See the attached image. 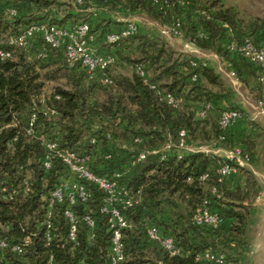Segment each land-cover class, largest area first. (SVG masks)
Here are the masks:
<instances>
[{"label":"trees","instance_id":"trees-1","mask_svg":"<svg viewBox=\"0 0 264 264\" xmlns=\"http://www.w3.org/2000/svg\"><path fill=\"white\" fill-rule=\"evenodd\" d=\"M166 1L161 5L154 0H0V47L12 51V57H0V188L5 187L0 190V236L13 241L31 236L22 256L0 249V264H48L50 255L54 264H108L106 251L111 233L108 216L100 211L104 193L87 182L90 198L87 203L78 204L76 212L95 218V238L88 242L87 227L81 220L76 245L67 240L63 205L56 203L51 215L54 239L48 245L44 243L45 227L41 222L47 196L66 172L58 159L53 160L48 171L43 169V148L37 137L40 134L90 155V167L97 175L111 179L119 173L117 182L140 198L138 207L122 210L131 224L122 229L123 264H209L196 257L207 248L225 254L233 264H241L251 183L248 181L245 188L227 185V177L218 172L224 160L212 154L194 152L178 157L171 150L162 158L163 146L168 140L176 142L180 129H185L187 140L194 143L231 141V135L237 134L233 130L240 119L227 129L218 124L221 111L231 108L219 105L226 87L206 61L183 53L173 57L175 52L165 41L138 25L134 34L108 44L116 46L114 52L122 59L129 58V52L139 53V58L131 62L130 75H110L108 70L112 80L108 84L99 78L88 79L80 65L69 67L63 47L54 48L41 39L27 49L5 42L8 35L38 23L69 27L87 22L90 33L101 38L125 23L115 15L141 12L162 27L179 22L180 37L226 57L229 70L234 69L238 78L244 81V76L253 75L261 85L258 66L229 52L226 45L244 37L256 45L263 44L264 18L241 17L235 7L222 0ZM64 5L70 9L61 15L59 8ZM10 9L15 14L11 15ZM41 47L45 48L44 56H37ZM136 63L146 71L147 82L136 73ZM53 65L56 67L52 72L61 71L66 78V87H54L45 96L42 78L53 76L48 71ZM97 91L105 93L102 100L96 97ZM159 92L172 93L181 99L180 104L171 107ZM205 104H209L206 115L200 118L197 111ZM50 108L56 113L48 112ZM33 113L37 135H28ZM106 132L111 134V141L105 138ZM219 135H223V140ZM135 137H140L141 142H135ZM92 138L96 139L95 144L91 143ZM238 138L243 145L251 146L247 135ZM143 150L149 153L136 160ZM204 173L207 176L200 180ZM204 202L224 217L219 228L192 222ZM150 225L172 235L189 253L169 254L160 242L148 236Z\"/></svg>","mask_w":264,"mask_h":264},{"label":"built area","instance_id":"built-area-1","mask_svg":"<svg viewBox=\"0 0 264 264\" xmlns=\"http://www.w3.org/2000/svg\"><path fill=\"white\" fill-rule=\"evenodd\" d=\"M81 3V0H76ZM161 4H167L166 0H154ZM162 5V4H161ZM159 6L161 9L162 6ZM9 13L15 14L13 9L9 10ZM138 29V24L131 20L126 19L125 23L118 29L109 31L104 34L103 41L105 44H112L123 37L134 34ZM161 32L173 35L181 36L179 30V22H176L168 27H163ZM37 39L43 40L48 45L54 48L63 47L67 65L73 67L80 65L86 72L88 79L99 78L104 83H111V77L108 73L110 67L117 63V57L111 52H104L92 48L90 42L94 40V35L90 33V28L87 22H79L76 25L64 27L52 23H38L31 24L22 29L18 33L10 34L6 37L5 42L12 47H19L21 49H27ZM229 52L238 54L244 57L248 62L254 63L259 68V81L262 85V99L264 100V43L256 45L249 38H242L240 42L231 41L226 45ZM45 48L41 47L37 56H44ZM0 57L10 58L12 57L11 50H4L0 47ZM191 64H195L191 61ZM135 71L140 75L144 82H147V73L143 69L140 63L135 64ZM228 74L237 78L234 69H230ZM195 79V76H193ZM151 88H155L154 84L150 85ZM161 98L171 107H177L180 104L181 99L169 92H159ZM58 98V96H56ZM262 100V101H263ZM209 104H205L197 111V115L200 118H204L206 115V109ZM48 112L55 114L56 111L52 108L48 109ZM46 113V110L45 112ZM241 118V113L237 110L226 109L221 111L218 124L220 128L227 129L231 127L236 121ZM36 119L33 113L29 119L26 133L28 135H37L35 132L33 123ZM105 138L109 141L112 140L111 134L106 132ZM40 139L41 146L43 148V155L40 158L41 165L45 171H48L52 167L54 159H58L65 169V175L61 176L54 187L49 191L47 196V209L44 213V219L41 222L44 225V243L50 244L54 239L53 228L54 223L51 220L52 208L56 203L63 205V216L68 222L67 240L72 242L73 245L77 243L78 224L83 220L87 227V240L91 241L95 238L96 220L93 216L86 213L79 215L76 212V206L78 204H85L90 198V190L86 184H93L97 186L103 193L100 211L105 213L110 230L109 244L106 251V260L108 264H123L125 259L124 246L122 242V229L130 227L131 224L127 220L123 209L136 208L140 205V198L132 195L129 191L120 185L116 178L119 173H114V178L108 179L104 176L97 175L90 167L89 160L90 155L80 154L75 150H72L66 146H61L57 138H49L46 134L37 135ZM223 135H219V139L223 140ZM135 142H141L140 137L134 138ZM91 143L95 144L96 139L92 138ZM174 150L176 155L180 157L186 153L202 152L209 154V150L205 145H197L194 142H189L186 138V130L180 129L177 136V141L172 142L168 140L163 146L162 158L166 156L165 153ZM153 150L152 152H154ZM149 153L148 150L141 151L136 160H141ZM232 155L229 158L239 159L243 155L244 161L247 159V155L241 152L240 148H235V151H231ZM107 155L106 157H108ZM228 158V156H227ZM235 167L223 163L220 165L218 172L222 177H227L235 172ZM207 173L200 176V180L205 179ZM1 191L5 190V187L0 188ZM192 222L195 225H208L213 228H219L225 222L217 211L212 210L208 202H204L203 205L197 209L193 215ZM148 236L160 242V244L167 249L171 255H183L188 254V251H184L175 241L170 234H163L155 225H150L147 228ZM31 237V236H30ZM30 237H25L22 241H13L4 236H0V249H8L10 252L22 256L24 248L30 241ZM197 259L209 264H233L225 254L213 251L211 249H205L197 254ZM48 264L53 263V256L50 255Z\"/></svg>","mask_w":264,"mask_h":264},{"label":"rangeland","instance_id":"rangeland-1","mask_svg":"<svg viewBox=\"0 0 264 264\" xmlns=\"http://www.w3.org/2000/svg\"><path fill=\"white\" fill-rule=\"evenodd\" d=\"M222 1L227 5L235 7L238 15L241 17L264 18V0ZM69 9L68 5H64L59 8V11L62 15ZM115 16L118 21L131 19L141 28L158 35L161 40L165 41L166 46L175 52L173 57H176L179 53H183L206 61L222 80L226 87V92L224 94L225 96L219 101V105L222 108H235L241 113L240 122L237 123L233 130L237 134L231 135L233 137L231 141L222 142L211 139L205 142L197 141L195 144L207 146L209 154L220 158L221 161L224 160L221 164L227 163L235 167L236 171L229 175V183L232 187L240 185L242 188H245L247 187L248 181L251 183L250 186L253 192L249 195L248 199L250 213L245 226L243 236L244 245L241 247L240 258L241 264H264V100L262 99V85L258 83L256 77L253 75L244 76L246 79L244 81L238 77H231L228 74L229 65L226 64V57L222 58L212 51L198 48L180 36H173L161 32L163 27L160 23L144 13L137 12L130 15L117 14ZM93 35L94 40L90 42L92 48L104 52H111L118 58L117 63L109 68L110 75H115L116 73L130 75L133 71V64L131 62L139 58L138 51L129 52V58L122 59L119 54L114 52L116 49L115 45L110 46L105 44L102 35L101 38L98 37V34H96L97 36L95 34ZM99 39L102 40L99 41ZM120 46L122 45L120 44L117 47ZM55 65L48 69L53 76H44L42 78V94L45 96L50 95L54 87H66V78L63 74H60L61 71L52 72L56 67ZM57 66L59 65L57 64ZM208 87L213 91L217 90L216 87L211 85H208ZM95 94L99 100H102L105 95L103 91H97ZM242 135L248 136L251 146L247 143H244V145L241 143V138L238 137ZM235 148H240L242 153L245 150L248 158L241 161L242 163H239V160L243 159L244 154L238 160L236 158H229V155H232L231 151L234 152ZM239 167L244 170L242 171ZM228 252L229 249H226L225 253Z\"/></svg>","mask_w":264,"mask_h":264},{"label":"crops","instance_id":"crops-1","mask_svg":"<svg viewBox=\"0 0 264 264\" xmlns=\"http://www.w3.org/2000/svg\"><path fill=\"white\" fill-rule=\"evenodd\" d=\"M261 32L264 34V29L263 30H261ZM230 178H229V176L226 178V183H227V185H229V186H231L230 185V183H229V180ZM236 186V185H235ZM232 187V186H231Z\"/></svg>","mask_w":264,"mask_h":264}]
</instances>
